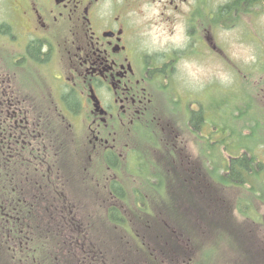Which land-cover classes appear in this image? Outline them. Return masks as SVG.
<instances>
[{
    "label": "flooded vegetation",
    "instance_id": "1",
    "mask_svg": "<svg viewBox=\"0 0 264 264\" xmlns=\"http://www.w3.org/2000/svg\"><path fill=\"white\" fill-rule=\"evenodd\" d=\"M262 7L264 0H0V179L10 161L18 176L25 165L31 189L51 195L49 206L55 199L75 208L85 194L72 161L96 156L108 168L104 188L120 199L115 167L138 164L134 131L160 128L176 160L170 146L180 137L167 105L182 101L170 87L180 65L214 52L225 57L218 32ZM187 106L193 125L201 109ZM206 122L203 114L198 129ZM168 170L162 190L195 191L170 178L178 170ZM23 183L17 177L16 186ZM258 233L252 247L264 261Z\"/></svg>",
    "mask_w": 264,
    "mask_h": 264
},
{
    "label": "rangeland",
    "instance_id": "2",
    "mask_svg": "<svg viewBox=\"0 0 264 264\" xmlns=\"http://www.w3.org/2000/svg\"><path fill=\"white\" fill-rule=\"evenodd\" d=\"M263 9L258 16H238L218 32L226 58L214 52L208 59L198 57L180 65L178 79L169 86L182 93V101L177 107L171 101L167 105L176 122L173 134L180 137L170 146L175 161L160 141V128L134 131L130 148L137 152L138 164L121 161L115 167L123 190L120 199L104 188L109 174L105 161L96 156L72 161L80 171L75 185L84 191V202L65 207L57 220L62 229L52 226L51 235L56 237L42 232L33 240L38 264H264L252 247L253 234L259 232L264 254V177L258 169L254 184H230L226 178L233 154L226 142L231 150L237 149L236 143L252 135L256 146L252 154L258 163L264 162ZM191 101L206 115L205 128L189 124ZM220 126L235 127L242 136L231 138L230 130L224 131L220 142ZM166 135L171 133L167 130ZM238 150L240 155L246 152L243 146ZM169 168L178 170L172 180L194 184L195 191L162 190L160 183ZM114 203L120 221L110 216ZM72 216L75 222L69 220ZM4 254V262L13 264L14 254Z\"/></svg>",
    "mask_w": 264,
    "mask_h": 264
},
{
    "label": "trees",
    "instance_id": "3",
    "mask_svg": "<svg viewBox=\"0 0 264 264\" xmlns=\"http://www.w3.org/2000/svg\"><path fill=\"white\" fill-rule=\"evenodd\" d=\"M203 114L204 112L202 110L194 112L192 123L194 126H196V128H199V125L202 123ZM240 120L241 119L238 121ZM217 130L219 132V136L221 135V132H228V130H230L231 138L236 139L237 137V139H240L242 136V133L240 132L241 130L239 131V129H236L235 127L228 126L227 130V127L220 126L217 128ZM252 137V135L244 136L242 138L244 142L241 143V141H239L236 143L233 147L237 149L233 150H231L232 146L228 145L226 142L229 153L233 152L227 164L226 178L230 184H254L255 176L258 171H261L260 176L264 177V162L258 163V156L254 154L255 152L252 154V149L256 147L255 145H252ZM219 141H222L221 136ZM242 146L246 149V152L240 155L238 152V147L240 148ZM8 167H10V169L7 170V176L5 175L3 179H0V264H6L2 259V255H5L4 252L6 255L12 252L18 257L16 258L14 255L11 256L13 264H26L23 263L26 259H31V263L33 264H38L36 261L38 256L34 254L35 251H33V247L31 248L32 244L34 243L33 240L36 239L37 236H39V234L42 232H50L49 236L54 237L55 234L53 236L51 235L52 226L54 227V225L59 224L57 220L61 218V216H63L67 210H65V207L63 208V206L59 205L60 203H56L55 199H53L52 204L49 206V203L46 202L51 196L49 193H37L39 188L31 189L34 185V182L31 178V175L28 174L27 171L32 170H29L24 165V168L20 169V176H18L15 175L16 173L13 169L14 166L12 165V161L8 163ZM1 172L2 171L0 168V173ZM17 177H20L24 180L22 189L16 186ZM117 192L119 196L122 195L120 190ZM53 194L55 197L56 194ZM110 209L111 218L120 221L122 219V215H120V212L117 210V208L112 207ZM61 212H63L62 215ZM74 218L75 216H72L69 218V220L73 222V220H75ZM39 224H44V228H38ZM59 225L61 226V224ZM41 228H43L42 231H40ZM58 233L59 235L57 237H61L62 231L61 233Z\"/></svg>",
    "mask_w": 264,
    "mask_h": 264
}]
</instances>
